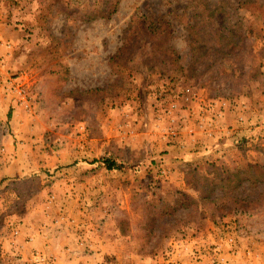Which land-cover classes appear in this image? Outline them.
Returning a JSON list of instances; mask_svg holds the SVG:
<instances>
[{"label":"rangeland","instance_id":"374dc122","mask_svg":"<svg viewBox=\"0 0 264 264\" xmlns=\"http://www.w3.org/2000/svg\"><path fill=\"white\" fill-rule=\"evenodd\" d=\"M0 18L3 83L26 82L23 105L0 90V264H264V0H0ZM229 33L242 52L220 56Z\"/></svg>","mask_w":264,"mask_h":264},{"label":"trees","instance_id":"16d2710c","mask_svg":"<svg viewBox=\"0 0 264 264\" xmlns=\"http://www.w3.org/2000/svg\"><path fill=\"white\" fill-rule=\"evenodd\" d=\"M218 25L222 28L223 31L228 29V27L225 26V22H220V24ZM196 27L197 25L191 28L195 29ZM237 29H241V28H237ZM212 39H213L212 42L216 46L214 51L220 56H224V57L232 56L237 51L242 52V45H243L242 41L245 40V38H237L236 35H233L231 33L223 36L214 37ZM168 42H170V39H163L156 42V45L159 46L161 50L164 52V57H165L164 59L166 62L172 60L173 53L175 52V50L169 45ZM201 42L202 39L198 37H194L191 39L190 43H191V47L193 48V52H195V56H196V52L198 51V48L200 47ZM159 47L157 48L155 46V49L161 51ZM170 51H172V53H170ZM168 55H169V59H168ZM103 163L108 170H116L122 167L121 164H118L116 161L112 159L105 158ZM195 192H197V190ZM183 206L184 204H176L175 208L174 209L172 208V210L175 211L177 207L179 208Z\"/></svg>","mask_w":264,"mask_h":264},{"label":"built area","instance_id":"2783aa9c","mask_svg":"<svg viewBox=\"0 0 264 264\" xmlns=\"http://www.w3.org/2000/svg\"><path fill=\"white\" fill-rule=\"evenodd\" d=\"M3 46H5L7 49H11V45L10 44H5V43H1ZM5 59L2 58L0 59V69L4 68V64H5ZM3 78L1 77L0 74V90L2 91V89H6L7 95L3 97V99H9V93H16L20 95V99L19 102L21 105H23L26 101H25V95H26V91L24 89V84L25 82V77L24 75H20V76H15L14 78H8L5 83H3ZM0 91V102H1V94L2 92Z\"/></svg>","mask_w":264,"mask_h":264},{"label":"crops","instance_id":"0c3cea01","mask_svg":"<svg viewBox=\"0 0 264 264\" xmlns=\"http://www.w3.org/2000/svg\"><path fill=\"white\" fill-rule=\"evenodd\" d=\"M4 33H5L4 19L0 18V39H1V35H3ZM2 51L3 50L0 49V53H3ZM16 114H20V113L16 112Z\"/></svg>","mask_w":264,"mask_h":264}]
</instances>
